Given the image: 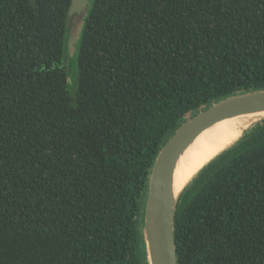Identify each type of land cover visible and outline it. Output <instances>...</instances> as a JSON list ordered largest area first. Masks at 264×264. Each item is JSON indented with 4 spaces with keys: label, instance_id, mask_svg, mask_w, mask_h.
Masks as SVG:
<instances>
[{
    "label": "trees",
    "instance_id": "obj_1",
    "mask_svg": "<svg viewBox=\"0 0 264 264\" xmlns=\"http://www.w3.org/2000/svg\"><path fill=\"white\" fill-rule=\"evenodd\" d=\"M70 0H0V264H145L149 168L176 125L264 86V0H94L72 105ZM178 264H264V124L206 165Z\"/></svg>",
    "mask_w": 264,
    "mask_h": 264
},
{
    "label": "water",
    "instance_id": "obj_2",
    "mask_svg": "<svg viewBox=\"0 0 264 264\" xmlns=\"http://www.w3.org/2000/svg\"><path fill=\"white\" fill-rule=\"evenodd\" d=\"M93 1L70 0L66 16L64 53L67 51L71 55L77 53L78 57L77 44L80 45ZM247 114H264V86L231 92L192 110L161 143L149 168L143 191L139 231L145 264H178L175 216L179 200L186 186L206 166L201 168L179 193H176L175 173L180 158L206 129L221 120ZM263 121L264 118L260 123L245 130L236 143L263 125Z\"/></svg>",
    "mask_w": 264,
    "mask_h": 264
},
{
    "label": "bare ground",
    "instance_id": "obj_3",
    "mask_svg": "<svg viewBox=\"0 0 264 264\" xmlns=\"http://www.w3.org/2000/svg\"><path fill=\"white\" fill-rule=\"evenodd\" d=\"M264 114H247L224 119L202 132L180 158L175 173L179 193L198 171L224 150L233 146L243 132L260 123Z\"/></svg>",
    "mask_w": 264,
    "mask_h": 264
},
{
    "label": "rangeland",
    "instance_id": "obj_4",
    "mask_svg": "<svg viewBox=\"0 0 264 264\" xmlns=\"http://www.w3.org/2000/svg\"><path fill=\"white\" fill-rule=\"evenodd\" d=\"M79 43L77 44V48ZM60 66L65 70L67 76V90L72 101V105H76V95L78 92V67H77V53L71 55L68 51L64 53ZM190 112L186 115L189 116ZM264 122V121H263Z\"/></svg>",
    "mask_w": 264,
    "mask_h": 264
}]
</instances>
